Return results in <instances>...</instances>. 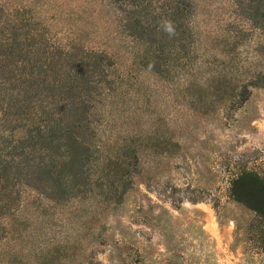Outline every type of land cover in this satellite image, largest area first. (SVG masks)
<instances>
[{
	"label": "rangeland",
	"instance_id": "rangeland-1",
	"mask_svg": "<svg viewBox=\"0 0 264 264\" xmlns=\"http://www.w3.org/2000/svg\"><path fill=\"white\" fill-rule=\"evenodd\" d=\"M6 5L24 33L108 55L95 157L122 151L130 173L117 203L4 187L0 264H264V219L231 192L264 176V0ZM23 134L0 112V156Z\"/></svg>",
	"mask_w": 264,
	"mask_h": 264
},
{
	"label": "trees",
	"instance_id": "trees-1",
	"mask_svg": "<svg viewBox=\"0 0 264 264\" xmlns=\"http://www.w3.org/2000/svg\"><path fill=\"white\" fill-rule=\"evenodd\" d=\"M6 1L0 0V112L24 134L14 152L0 156V201L4 187L18 183L54 202L96 189L119 202L126 190L119 185L130 173L125 154L95 157L103 149L96 139L99 105L115 86L108 55L48 41L39 31L24 33L26 19ZM231 192L264 219V176L241 172Z\"/></svg>",
	"mask_w": 264,
	"mask_h": 264
},
{
	"label": "clouds",
	"instance_id": "clouds-1",
	"mask_svg": "<svg viewBox=\"0 0 264 264\" xmlns=\"http://www.w3.org/2000/svg\"><path fill=\"white\" fill-rule=\"evenodd\" d=\"M168 30L170 31V28Z\"/></svg>",
	"mask_w": 264,
	"mask_h": 264
}]
</instances>
